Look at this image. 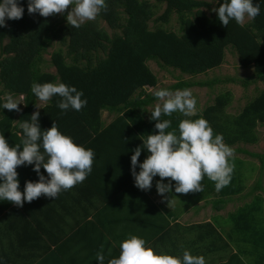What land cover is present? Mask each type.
Listing matches in <instances>:
<instances>
[{
  "label": "trees",
  "instance_id": "obj_1",
  "mask_svg": "<svg viewBox=\"0 0 264 264\" xmlns=\"http://www.w3.org/2000/svg\"><path fill=\"white\" fill-rule=\"evenodd\" d=\"M214 1L155 0L157 5L165 4L166 9L155 19L157 24L151 27L155 16V5L151 0H106V11L101 10L95 20L75 28L66 20L70 7L62 14L43 17L38 13L29 14L28 0H20L24 7L22 18L6 20V26L0 28V102L6 94L12 93L21 103L20 111L0 109V134H4L10 147L20 144V123L30 120L31 115L39 111L41 130L49 129L56 122L63 134L70 136L78 145L91 148L102 162L111 159L106 172L110 170L112 173V178H107V181L113 189V201L117 193L127 190V198L124 201L121 198L123 202L135 203L136 196L138 201L151 202L147 192L135 186L131 155L142 146L147 135L159 131L155 129L156 121L150 120V112L158 102L154 91L160 88L175 91L193 86L205 87L219 81L237 83L238 80L228 77L192 81L181 77L174 84L159 85V77L149 62L155 61L163 69L171 68L193 78L223 65L226 52L231 47L243 67L254 68L253 76L242 79L241 83L246 88L251 83L264 84V4L260 6V14L243 25L233 20L228 26H223L211 10ZM258 2L253 0L254 4ZM218 6L216 4L214 8ZM174 14L179 24L177 30L158 25L168 24ZM101 20L106 21L113 32L103 27ZM56 43L59 48H55L50 59H46L45 55ZM33 82H63L75 86L77 90H83L87 105L80 111L70 110L67 113L56 106L59 97L40 105V100L31 92ZM231 103L232 91L222 92L213 103L191 117L173 113L161 119H170L172 125L166 131L175 129L178 135L181 120L203 117L209 122L214 135L222 134L224 143L234 153L244 152L258 158L261 161L260 170L264 171V153L241 147V144H256L259 141L257 129L264 124V88L239 114L227 112ZM105 110L114 116L107 124L103 120ZM111 145L112 155L108 148ZM148 155L147 150H143L139 162L142 163ZM230 162L234 163L232 179L219 191V198L214 199L218 208L245 189L248 177L245 160L234 156ZM23 167L27 173L34 172L31 165L18 166L17 170L21 171ZM92 168L90 178L97 182V186L104 184V176L98 166L94 164ZM136 170L138 172L139 167ZM40 171L46 172L43 167ZM201 183L211 188L208 192L215 187L206 176ZM263 203V197L255 195L250 202L228 213L227 221L235 224L239 238L235 240L236 251L219 264H264ZM102 212L97 217H101ZM160 213L161 218H166ZM143 219L133 214L128 216L129 224L133 226ZM198 227H210L214 233L218 232L212 223L199 224ZM129 235H132L131 232L122 237L126 239ZM229 246L230 243L226 242V248Z\"/></svg>",
  "mask_w": 264,
  "mask_h": 264
},
{
  "label": "clouds",
  "instance_id": "obj_2",
  "mask_svg": "<svg viewBox=\"0 0 264 264\" xmlns=\"http://www.w3.org/2000/svg\"><path fill=\"white\" fill-rule=\"evenodd\" d=\"M215 3L219 5L213 8L218 20L223 26H228L233 20L243 25L246 19L257 17L264 0L255 4L253 0H216ZM69 7L71 10L66 20L75 28L86 21L95 20L101 10L107 9L106 0H28L27 3L29 14L38 13L43 17L64 13ZM23 14L24 7L20 0H0V28L6 26V20L21 19ZM31 92L45 103L59 97L56 106L63 113L80 111L88 102L83 90L63 82H33ZM153 94L158 103L150 112V120L156 121L155 129L159 131L147 135L142 146L137 147L131 155V174L135 186L150 190L153 178L159 176L157 193L165 199L168 197L164 194H171L173 188L178 194L203 192L201 182L205 176L214 182L217 192L228 186L234 171V163L230 162L234 158V150L224 143L222 134L214 135L209 122L203 117L181 120L178 135L175 129L166 131L172 125L170 119H161L173 113L185 117L195 115L197 99L192 90L160 88ZM20 104L14 94L8 93L0 102V109L20 111ZM39 119L40 112L35 111L30 120L20 123L21 143L15 146L10 147L4 134H0V201L23 206L25 202H32L42 195L55 200L61 192L82 183L93 170L95 153L91 148L75 143L59 130L56 122L49 129L41 130ZM145 149L149 155L140 163L138 158ZM27 165L33 166L38 180L26 181L21 191L17 168ZM41 167L47 176L40 171ZM164 178L170 179L165 183ZM119 249L118 257L109 259L108 264H207L203 255H193L189 250H184L182 256L156 252L136 235L122 240ZM96 261L97 264H104L103 246L96 253ZM0 264H3L2 258Z\"/></svg>",
  "mask_w": 264,
  "mask_h": 264
},
{
  "label": "crops",
  "instance_id": "obj_3",
  "mask_svg": "<svg viewBox=\"0 0 264 264\" xmlns=\"http://www.w3.org/2000/svg\"><path fill=\"white\" fill-rule=\"evenodd\" d=\"M103 120L107 124L112 119L106 122L103 117ZM108 148L111 154L112 145ZM110 160L104 163L97 154L94 158L93 165L96 164L104 176L102 185L97 186V182L88 176L82 183L58 194L55 200L42 195L23 206L0 201V209L5 206L0 210V258L3 264H97L96 253L101 246L104 264H108L109 259L118 257L119 244L125 239L123 234L130 232L143 238L156 252L182 256L184 250H189L193 255H203L207 264L226 261L236 251L224 252L223 249L224 241H228L220 227L219 214L224 217L226 214L212 213L207 207L210 197L215 200L219 197L215 187L208 192L211 188L202 184L203 192L187 194L175 193L173 188L171 194H164L168 197L165 199L157 193L152 182L151 189L146 190L151 202L138 201L136 196L135 203H125L127 190L117 193V201H113V189L107 181L112 178V173L106 172ZM17 172L21 191L26 181L38 180L36 172L27 173L24 167ZM42 173L47 176L46 172ZM169 179L164 178V182ZM178 198L180 203H177ZM215 208L223 209L217 205ZM100 211L103 215L97 217ZM160 211L166 218H161ZM132 214L145 219L133 226L128 221ZM204 223H212L218 232L214 233L210 227H198Z\"/></svg>",
  "mask_w": 264,
  "mask_h": 264
},
{
  "label": "rangeland",
  "instance_id": "obj_4",
  "mask_svg": "<svg viewBox=\"0 0 264 264\" xmlns=\"http://www.w3.org/2000/svg\"><path fill=\"white\" fill-rule=\"evenodd\" d=\"M151 2L155 5L154 6V13L155 16L151 20V27H154L155 19L162 15L166 9V5H157L155 4V0H151ZM216 1L212 2V8L215 7ZM211 10H206L208 13L211 12ZM62 14V13H58ZM98 17V15H97ZM96 17V18H97ZM250 19H246L245 22H248ZM244 22V23H245ZM101 25L108 29V31L111 33L113 32V29L109 27L108 23L106 21L101 20ZM158 25H165L166 27L177 30L179 27L178 21H177V15L174 14L171 16L170 22L167 23H160ZM55 48H59V44L56 43L54 47H51L49 49V52L45 55L46 59H50V55L52 51ZM149 65L153 69V71L158 75L160 84L163 85H171L176 83L178 80L184 78L192 81H212L214 79H226V78H234L238 80V82H231V81H219L211 86H193L192 88H189L192 90L193 95L197 99V112L198 110H203L207 107V105L214 102L215 97L222 93L227 91H232V103L227 109V112L235 115L239 114L244 106L251 101L259 92L260 89L264 88V84L259 82L258 84L251 83L246 88L242 83V79H246L253 76L254 68L249 67L245 68L241 65L239 61V57L234 49L231 47L228 48L226 52V60L223 65H221L218 68H215L213 70H210L206 74H201L194 76L190 75H181L180 71L174 70V69H163L161 68L155 61H150ZM52 71H55L54 67H51ZM182 77V78H181ZM160 87V86H159ZM151 89V88H149ZM152 90V89H151ZM158 102H156L157 104ZM40 105L45 104V102L40 101ZM154 105V107L156 106ZM103 117L106 122H109L114 116L108 113L107 110L103 112ZM258 135H259V141L256 144H241V147H244L245 149L251 151V152H258V153H264V124L260 125L257 129ZM236 147V146H235ZM234 156H237L243 160H245V169L248 177L245 179V189L244 191L233 197L232 201H229L228 203H225L223 205L222 210H217L215 208L216 202H214V198L210 197L209 202L207 203V207L209 211L212 213H219L226 214V217L219 214V223L220 227H222L224 237L225 239L231 243V247L226 248L225 242L223 243V249L224 252H228V250H234L236 249L235 240L239 238V233L235 229V224L231 221H227V215L229 212L235 210L238 206L243 205L246 202H250L255 195H260L264 199V171L260 170L261 161L258 158H255L251 156L248 153L244 152H235ZM159 177V176H157ZM160 180L159 179H153V183L156 186V182ZM170 196V195H169ZM219 198V197H218ZM177 203H180V199H177ZM264 206V203H263ZM210 212V213H211ZM206 213H208V210L206 209ZM225 219V221H224ZM226 233V234H225ZM193 235V234H192ZM209 244V243H208ZM210 245V244H209ZM230 254V253H228Z\"/></svg>",
  "mask_w": 264,
  "mask_h": 264
}]
</instances>
